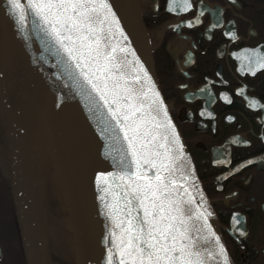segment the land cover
I'll return each instance as SVG.
<instances>
[{
    "label": "flooded vegetation",
    "instance_id": "af4514ba",
    "mask_svg": "<svg viewBox=\"0 0 264 264\" xmlns=\"http://www.w3.org/2000/svg\"><path fill=\"white\" fill-rule=\"evenodd\" d=\"M137 2L158 89L229 258L264 264V0H188L187 10L172 0ZM0 113V264H28L1 105ZM48 243L41 239L40 264H64V255L78 264L77 252H52Z\"/></svg>",
    "mask_w": 264,
    "mask_h": 264
},
{
    "label": "snow or ice",
    "instance_id": "6c2138e0",
    "mask_svg": "<svg viewBox=\"0 0 264 264\" xmlns=\"http://www.w3.org/2000/svg\"><path fill=\"white\" fill-rule=\"evenodd\" d=\"M10 2L21 7L20 0ZM172 3L185 5L184 10L192 6L188 0ZM28 8L59 45L57 52L66 55L76 78L83 79L90 95H98L127 142L115 159L121 174L99 177L102 191L111 196L106 216L115 241L108 264L113 259L115 264H216L220 259L229 264L224 247L218 253L213 247L214 233L205 234L212 214L202 205L194 207L190 176L181 168L183 146H176L175 133L170 141L161 131L174 125L157 120L159 94L150 96L151 89L141 87L144 77L130 68L128 49L117 33L126 37L108 0H28Z\"/></svg>",
    "mask_w": 264,
    "mask_h": 264
},
{
    "label": "water",
    "instance_id": "95a60500",
    "mask_svg": "<svg viewBox=\"0 0 264 264\" xmlns=\"http://www.w3.org/2000/svg\"><path fill=\"white\" fill-rule=\"evenodd\" d=\"M108 2L119 21V28L122 30L124 37H126V39L121 38L119 33H117V39L119 40L120 45L127 47L128 49V60L132 61L130 68H134L144 77L141 87L145 90L151 89L149 92L150 96H153L154 93L159 94L157 99L161 104L162 110L157 116V120L162 124L170 121L171 124L174 125L156 83L150 48L140 18L137 0H108ZM39 25L46 53L55 66L59 78V84L31 107L27 113V118L29 119L28 122H31L38 111L45 104L50 102L58 92H61L64 98L63 108L67 121L66 131L68 138V152L70 153V158L74 166V187L77 214L81 228L86 230L89 222L87 185L84 174L78 166L77 149L72 141L74 131L77 134L82 147L86 151L93 176L97 181L101 196L105 197L103 202L106 203L110 202L111 196H106L102 191L104 185L100 183L99 177L101 174H113V176L121 174V170L115 164V159L119 158V155L123 148L126 147L127 142L123 140V132L115 126V122L111 119L110 113H108L107 109L103 106V102L99 100L98 95L94 92H92L91 95L89 94L91 91L90 88L82 78H76L73 68L70 67L67 62L66 55L62 51L59 53L57 52L59 45L55 44L53 38L44 31L42 23L39 22ZM141 68L143 69V72H140ZM0 104L7 115L10 129L11 166L15 208L21 232L23 250L26 253L28 264H40L39 252H41V245L40 239L37 236V231L36 229L34 230L36 225L33 218V201L30 179L31 169L29 168V159L25 151L31 127L27 126V128H25L26 131L22 134L26 138L23 137V141L27 142L25 146H22V138H20L16 127V122H19L20 120H16L13 114V109L7 101L1 71ZM153 115H156V113H153ZM161 131L169 134L170 141L173 139L172 133H175L176 146H183L182 151L184 161L181 163V168L186 169L185 174L190 176V180L187 182V187L189 188L191 195L195 197L194 207L202 205L201 210H206L212 214L209 216L207 222L210 228L206 230L205 234L209 235V233H214V237L210 238L213 241V247L217 253L219 252L220 246H223L226 250L214 210L201 187L190 155L176 126L174 125L173 128L168 129L162 128ZM21 147L24 150L22 154ZM215 237H219V240H215ZM227 259L229 264H232L228 253ZM209 264H212V262L209 261ZM216 264H223V260H218Z\"/></svg>",
    "mask_w": 264,
    "mask_h": 264
},
{
    "label": "rangeland",
    "instance_id": "374dc122",
    "mask_svg": "<svg viewBox=\"0 0 264 264\" xmlns=\"http://www.w3.org/2000/svg\"><path fill=\"white\" fill-rule=\"evenodd\" d=\"M20 4L21 7L18 9V14L24 16V20L21 23V29L23 27L24 30L22 31H24L25 34H22L21 38L23 40L21 42L19 41V43H17L14 39L13 43L10 40L8 46L9 54L11 55V69L13 72V69L17 70L12 75H10L11 78L15 77L13 79L16 80L14 86L16 91L13 90L10 84H8V76L6 72H4L2 75L5 95L10 99L9 101L12 102V104L9 105L13 109V114L18 121L22 119L23 112L25 111L28 102L32 98L34 92L37 90V85L41 76L45 84L53 81L52 79L55 77H58L55 66L48 55L46 56V59H48L49 62H45L44 66L43 63H40L42 59V47L40 39L41 30L38 18H34L31 15L28 8V0H20ZM26 42L32 44L35 48L37 56L36 69H34V67L29 64L31 62V55ZM23 64H25V66L22 71L21 67ZM21 71L22 79H17L16 76ZM15 92L16 94H20V100H22L18 106L15 105V101H13ZM55 113L56 110L52 105H50V103L41 109L36 117L41 115L43 122L41 127H37L35 124L32 125L29 132L27 148L25 149L29 159V168L31 169L30 179L32 188L33 213L34 215L35 212L36 214L38 213L37 215L40 214L39 217L41 216L42 218L41 221V219L38 217L39 228L41 227L42 232L41 234L39 231L40 229H38L40 245L41 239L45 238L47 243H50L51 247L49 243L48 245L52 252H77L78 264H108V257L114 251L112 248L115 241V237L112 236L114 229L111 226L110 218H108L106 215H103L102 206L104 202L94 176V184H91V187L87 189L89 207L88 228L86 230L81 228L75 207V193L73 195L71 187L69 186L68 188L69 183L65 189L63 186L66 179L60 160V151L59 148H57L58 145L56 146V139L60 132L61 135H64L66 140L64 126L61 129L60 124L61 119L63 121L65 116L60 118L59 115L57 117V114ZM0 115L2 116L1 113ZM34 121L36 122V120ZM50 139L53 142L46 141ZM48 142L51 144L50 149L53 150L46 153L43 159L47 164L45 169L49 180H45V176L43 175L42 181V175L37 177L35 174L36 170L34 168V160L38 156L41 157L42 152L38 150H40L42 147L48 146ZM72 176L74 180V174H72ZM38 202L42 203L43 205H40ZM37 220L35 219L36 226L38 225ZM75 242L76 248L74 245ZM66 258L67 256L64 255V264H66ZM113 264H115V259H113Z\"/></svg>",
    "mask_w": 264,
    "mask_h": 264
},
{
    "label": "bare ground",
    "instance_id": "6f19581e",
    "mask_svg": "<svg viewBox=\"0 0 264 264\" xmlns=\"http://www.w3.org/2000/svg\"><path fill=\"white\" fill-rule=\"evenodd\" d=\"M2 4H3V2H2ZM40 30H41V28H40ZM0 38H1L2 42H3V40L5 38V34L1 30H0ZM40 39H41V47H42V55H41L42 59H41L40 63L41 64L43 63V66H44L45 62H49V60L46 59L47 53H46V50H45V47H44L42 32H41V35H40ZM5 54H6V56L3 57V52H1V49H0V71H1L2 75L4 74V72H6L7 76H9V75L13 74V71H12L11 66H10V56H9V53H8V49H6V48H5ZM45 59H46V61H45ZM43 66H42V68H43ZM43 70H44V68H43ZM9 73H11V74H9ZM41 74H42V72H41ZM12 78H15V77H12ZM52 80L53 81H50L47 84H45L44 80H42V76H41V78L39 80V83L37 85V90L34 92L32 98L30 99V101L28 102V104H27V106L25 108V111L23 112V116H24L23 119L20 120L19 122H16V127H17V130H18V133L20 135V138H22V144H21L22 146H25V144H27L26 141L25 142L23 141V137L25 138V136L22 135L26 131L25 128H27V126L32 127L33 124H35L37 127H41V124L43 122V120L41 119V115L38 116V117H36V116L41 111V109L44 106H46L48 103H50V105H52L55 108V110H56L55 114H57L56 115L57 117H58V115H59L60 118L65 116V111H64V108H63V106H64V98H63V95L61 94V92H58L50 100V102L45 104L38 111V113L33 118V120H31V122H28L29 119L27 118V113L31 109V107H33L37 103V101H39L43 96L47 95L53 88H55L59 84V78L58 77L57 78L55 77ZM8 84H9V82H8ZM13 85L14 84H11V86H13ZM3 86H4V84H3ZM13 88H14V86H13ZM34 120H36V122ZM60 124H61V129L64 126L65 136H66V140H65L64 135L63 134L61 135V132H60L58 137H57V139H56L57 140L56 146L58 145L57 148H59V151H60V160H61V163H62V167H63V170H64L65 179H66V181H64V185L63 186H64V189H65L67 187V184L69 183L68 184V188H69V186L71 187V191H72V193L74 195L75 189H74V180H73V176H72V174H74V169H73L74 166H73V163H72L71 158L69 156V153L67 151L68 150L67 149L68 148V138H67V131H66V126H67L66 118L63 119V121L61 119V123ZM30 130H31V128H30ZM46 141H52V140L50 139V140H46ZM72 141H73L74 145L76 146L75 148L77 149L76 151H77V156H78V166H79L80 170L82 171V173L84 174V177H85V180H86L87 189H88V188L91 187V184H94L93 183V181H94L93 180V178H94L93 177V172H92V168H91V166L89 164L88 156L86 154V151L82 147V145L80 143V140H79L77 134L75 133V131H74V136L72 137ZM52 145H53V143H52ZM26 148H27V145H26ZM50 148H51V144H50V142H48V146L42 147L39 151H41L42 154H43V152H45V154H46V153H48V152L53 150V149H50ZM23 151L24 150L21 147V154H22ZM24 157H25V155H24ZM25 159H26V157H25ZM66 191H67V189H66ZM88 192H89V190H88ZM39 204L41 205L42 203H39ZM92 206H94V205H92ZM75 207H76V210H77V205H75ZM102 209H103V215H106V212H107L106 202L103 203ZM37 214H36V212H35V215L33 213L34 220L35 219L37 220V218L39 217V215H37ZM37 223H38V225L35 228L34 227L33 228H34V230L36 229L37 236H38V234H39L38 233L39 232L38 231V229H39V218L37 220ZM54 223H56V222H54ZM56 225H58V224H56ZM54 227H56V226H54ZM112 248L114 249V246ZM40 251H41V249H40ZM39 255H40V252H39Z\"/></svg>",
    "mask_w": 264,
    "mask_h": 264
},
{
    "label": "trees",
    "instance_id": "16d2710c",
    "mask_svg": "<svg viewBox=\"0 0 264 264\" xmlns=\"http://www.w3.org/2000/svg\"><path fill=\"white\" fill-rule=\"evenodd\" d=\"M2 2H3V4H2ZM18 12H19L18 9H15L13 7L10 0H0V30L5 34V38H4L3 42L0 38V49H1V52H3V57L6 56L5 48L8 49V53H9V48H8L9 41L11 40L14 43V39H15V41L17 43H19V41L21 42L23 40L21 38L22 34H25V32L22 31V30H24L23 27L21 29L22 21L19 20V16H21V15L18 14ZM27 46H28V50H29L30 55H31V62L29 64L32 65V67H34V69H36L37 56H36L35 48L30 43H27ZM10 58H11V55H10ZM24 66H25V64H23L21 67L22 71L24 69ZM13 70H14V72L17 71L16 69H13ZM22 71L20 73H18V75L16 76L17 79H19V78L22 79V77H21ZM9 74H11V73H9ZM8 79H9L8 82H9L10 86H11V84H14L13 86H15L16 81L13 78L11 79L10 75L8 76ZM13 86H11V87L13 88ZM13 90H15V88H13ZM20 97H21L20 94H16V93L14 94L13 101H15L14 104L17 106L22 101V100H20ZM7 100H8V103L11 105L12 102L9 101L10 99L8 97H7ZM44 155H45V152H43V154H41V157L43 158ZM41 157L38 156V158H40L38 162H36V160H34V162H35L34 166H37L34 168L36 170V173L38 172L39 175L42 174V172L45 170V168L47 166L45 160L42 159Z\"/></svg>",
    "mask_w": 264,
    "mask_h": 264
}]
</instances>
